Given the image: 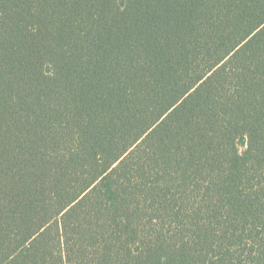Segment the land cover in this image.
I'll return each instance as SVG.
<instances>
[{"label": "trees", "instance_id": "16d2710c", "mask_svg": "<svg viewBox=\"0 0 264 264\" xmlns=\"http://www.w3.org/2000/svg\"><path fill=\"white\" fill-rule=\"evenodd\" d=\"M0 264H264V0H0Z\"/></svg>", "mask_w": 264, "mask_h": 264}, {"label": "rangeland", "instance_id": "374dc122", "mask_svg": "<svg viewBox=\"0 0 264 264\" xmlns=\"http://www.w3.org/2000/svg\"><path fill=\"white\" fill-rule=\"evenodd\" d=\"M242 149H244V148L242 147Z\"/></svg>", "mask_w": 264, "mask_h": 264}]
</instances>
